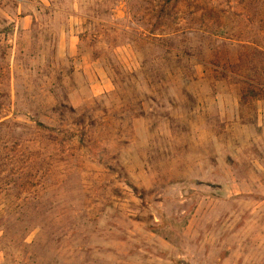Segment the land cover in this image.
<instances>
[{"label": "rangeland", "instance_id": "1", "mask_svg": "<svg viewBox=\"0 0 264 264\" xmlns=\"http://www.w3.org/2000/svg\"><path fill=\"white\" fill-rule=\"evenodd\" d=\"M0 264H264V0H0Z\"/></svg>", "mask_w": 264, "mask_h": 264}, {"label": "crops", "instance_id": "2", "mask_svg": "<svg viewBox=\"0 0 264 264\" xmlns=\"http://www.w3.org/2000/svg\"><path fill=\"white\" fill-rule=\"evenodd\" d=\"M77 36H75L71 31H62L59 34V37L57 39L58 44V52L59 54H65L66 52L69 54H75L76 53V42H77ZM91 62L89 61H83L80 66H82L84 72L86 73L87 77L90 80V88L94 93H99L104 90H107L110 88V83L105 82L104 76L105 73H102L101 69L94 71V67L91 66ZM107 78V77H106ZM102 81L104 83H102Z\"/></svg>", "mask_w": 264, "mask_h": 264}]
</instances>
